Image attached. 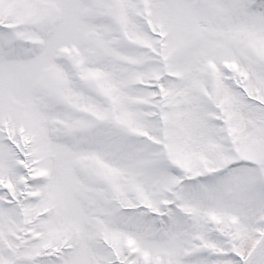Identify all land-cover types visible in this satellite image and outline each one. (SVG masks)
I'll use <instances>...</instances> for the list:
<instances>
[{
	"label": "snow or ice",
	"instance_id": "6c2138e0",
	"mask_svg": "<svg viewBox=\"0 0 264 264\" xmlns=\"http://www.w3.org/2000/svg\"><path fill=\"white\" fill-rule=\"evenodd\" d=\"M0 264H264V0H0Z\"/></svg>",
	"mask_w": 264,
	"mask_h": 264
}]
</instances>
